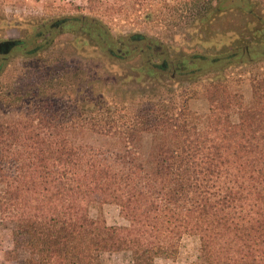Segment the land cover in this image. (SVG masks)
I'll list each match as a JSON object with an SVG mask.
<instances>
[{
	"label": "trees",
	"instance_id": "obj_1",
	"mask_svg": "<svg viewBox=\"0 0 264 264\" xmlns=\"http://www.w3.org/2000/svg\"><path fill=\"white\" fill-rule=\"evenodd\" d=\"M116 1L97 16L51 22L24 53L34 76L0 82V213L23 221L26 264H85L122 252L133 264H154L177 259L186 235L199 237L208 264H264V0ZM118 17L133 27L156 20L182 44L230 50L171 60L145 30L115 35L110 19ZM60 28L86 33L119 62L141 58L150 85L165 74L178 85L95 91L92 71L46 54ZM15 42L0 44V75L10 50L25 44ZM235 64L254 67L221 76ZM200 95L210 103L205 115L191 108ZM94 204L119 206L128 225L93 218Z\"/></svg>",
	"mask_w": 264,
	"mask_h": 264
},
{
	"label": "rangeland",
	"instance_id": "obj_2",
	"mask_svg": "<svg viewBox=\"0 0 264 264\" xmlns=\"http://www.w3.org/2000/svg\"><path fill=\"white\" fill-rule=\"evenodd\" d=\"M103 2L104 4L97 3V7L94 9L89 0H0V44L14 41H24L25 43L11 49L8 56H6L8 63L0 75V82L2 84L12 82L23 84V75L34 76V68L29 67L32 64L34 65V62L32 64L28 63L31 57L24 55V53L34 49V44H41L44 41V37L48 35L46 32L51 22L70 15H80V13L96 14L94 16H97V12L107 10L113 6L118 8L122 5V2H115V0H103ZM155 7L154 10L152 9L153 11H156ZM121 18L118 17L117 20L110 19L115 35L133 29L145 30L151 35H156L164 42L165 49L168 51L167 58L171 60L194 53H220L230 50L225 45L219 48L220 51H217L216 47L209 46L206 48L195 42L182 44L181 36L165 31L156 20L155 22H145L138 27H133ZM240 23L241 20L237 17L233 18L230 27H238ZM217 28L221 30L223 25H218ZM39 31H46L41 39L34 36ZM87 41V34L82 31L68 32L60 28L45 51L55 64L63 65L64 63L71 67H81L86 71H92L97 76V81L94 82L93 86L95 91L108 88L113 92L117 91L121 94L125 92L128 95H133L153 90L158 86L164 88V86L171 83L172 86L178 85L172 81L171 76L168 74L160 76L162 78L160 83L150 85L154 76L143 74L140 71L144 66L141 58L129 62H119L105 56L93 41L89 43ZM219 42L222 43L223 41L219 40ZM32 58L34 59V55ZM1 59L2 57H0V61ZM250 65L235 64L224 69L221 76L233 74L237 77L240 73L247 75L254 67ZM262 66H264V59L260 60L257 65L259 68ZM218 74L212 73L210 76L214 77ZM203 79V77L200 78V83L203 82ZM244 92L247 96H250L249 87L245 86ZM191 108L199 114L205 115L209 112L210 103L206 97L200 95L193 100ZM3 117L4 113L0 108V121ZM97 142L101 145L104 144L102 138L93 137L90 139L91 144L96 145ZM90 213L93 218H104L111 226L128 225L126 214L119 206L114 204H94ZM23 225V221L4 218L0 213V264H26L29 253L22 248L18 237ZM101 255L88 258L85 264H128V260H131L130 255L124 252L109 253L100 258ZM173 261L177 264H208L199 237L184 236L179 256ZM169 264L173 263L170 262Z\"/></svg>",
	"mask_w": 264,
	"mask_h": 264
},
{
	"label": "crops",
	"instance_id": "obj_3",
	"mask_svg": "<svg viewBox=\"0 0 264 264\" xmlns=\"http://www.w3.org/2000/svg\"><path fill=\"white\" fill-rule=\"evenodd\" d=\"M106 254H109V253H102V255L100 256V258L103 255H106ZM170 262H172L173 264H177V262H175V261H173L171 259H166V258L157 259L154 264H169ZM128 264H133V262L131 260H128Z\"/></svg>",
	"mask_w": 264,
	"mask_h": 264
},
{
	"label": "water",
	"instance_id": "obj_4",
	"mask_svg": "<svg viewBox=\"0 0 264 264\" xmlns=\"http://www.w3.org/2000/svg\"><path fill=\"white\" fill-rule=\"evenodd\" d=\"M16 45V42H6L3 44V48H6V47H11V46H15Z\"/></svg>",
	"mask_w": 264,
	"mask_h": 264
}]
</instances>
